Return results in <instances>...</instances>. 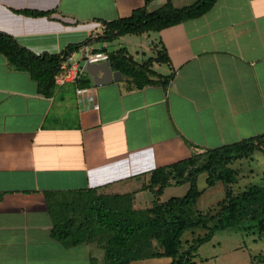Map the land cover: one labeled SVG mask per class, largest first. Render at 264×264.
<instances>
[{
	"label": "crops",
	"instance_id": "1",
	"mask_svg": "<svg viewBox=\"0 0 264 264\" xmlns=\"http://www.w3.org/2000/svg\"><path fill=\"white\" fill-rule=\"evenodd\" d=\"M167 1L0 0V31L36 53H60L99 37L107 21ZM115 40L90 46L108 53ZM127 41L136 59L166 50L170 62L153 63L156 82L131 86L123 74L96 83L79 49L45 95L0 53V264H96L92 242L66 245L52 235L60 196L133 193L134 207L144 208L155 199L153 170L264 134V0H217L200 16Z\"/></svg>",
	"mask_w": 264,
	"mask_h": 264
},
{
	"label": "trees",
	"instance_id": "2",
	"mask_svg": "<svg viewBox=\"0 0 264 264\" xmlns=\"http://www.w3.org/2000/svg\"><path fill=\"white\" fill-rule=\"evenodd\" d=\"M216 1L196 0L189 5L176 7L172 0H168L154 11L139 7L129 16L107 21L105 30L99 37L90 36L82 42L69 44L60 53H36L21 45L13 35L0 31V53L7 57L14 68L30 72L31 76L38 81L40 91L45 95H51L57 84L56 77L62 71L61 63L68 58L69 53L83 46L92 45L96 41H113L128 33L161 30L173 23L206 13ZM27 11L36 15L49 12ZM101 49L107 48L104 46ZM108 54L112 68L121 70L123 74L133 78L137 81V86L156 82L151 75L149 76L151 71L135 68L134 64L139 63L131 54H128L125 47ZM154 61L169 63L170 58L166 50L161 49L157 56L149 58L142 65H151ZM160 75L156 73V76ZM172 77L173 74L165 75L162 82L167 84ZM77 80L89 81L82 76ZM257 149L264 151V134L208 148L206 163L196 170L209 172L210 185H213L216 179L229 183L233 179L232 169H224L222 165L228 159L249 155ZM197 153L198 150L184 160L152 171L150 186L156 198L153 205L147 208L134 207L133 193L104 194L99 193L96 188L68 192L70 197L51 205V213L54 217L52 235L66 245L97 241L98 238L99 241H105L106 264H132L134 260L158 255L170 257L171 260L167 264H192V252L197 251L201 243L209 240L214 231L240 227L245 220L250 219L255 221L258 229L264 233V185L253 184L238 194H234L227 188V197L223 201L220 212L216 218L211 216L209 219L214 221L210 234L208 233L200 240L197 239L196 243L188 249H181L184 232L202 224V219L195 220L188 216L192 203L197 201L202 190L199 189L196 178H192L191 186L184 196H174L162 201L160 195L168 185L171 172L175 170L179 175H183L188 165L196 162ZM56 194L57 192H47L49 197ZM70 209L76 210L84 218L79 219L78 215H68ZM153 238L162 243V251H148L149 241Z\"/></svg>",
	"mask_w": 264,
	"mask_h": 264
},
{
	"label": "rangeland",
	"instance_id": "3",
	"mask_svg": "<svg viewBox=\"0 0 264 264\" xmlns=\"http://www.w3.org/2000/svg\"><path fill=\"white\" fill-rule=\"evenodd\" d=\"M176 1L175 4L179 6L191 4L195 0ZM128 34L129 35L125 34L126 36L124 38H118L114 42L107 43L111 49L107 51L110 50L109 52H111L119 46H123L128 50L127 40L129 36H132V34L139 35L140 33ZM101 42L102 41L97 42V45H104L102 44L103 42ZM153 51L154 50L148 52L154 54ZM128 54H131L134 60L139 63H133L135 68H143L147 71H151L149 76L152 75L156 77L158 71L153 69L154 62L151 65H142V63H145L149 58L155 57L154 55L144 56L142 54L136 59L129 50ZM129 83L131 86H137V81L131 77L129 78ZM197 154L198 157L196 158V162L189 164L183 175H179L175 170L171 172L168 185L160 195V200L162 201H166L174 196H184L191 186L192 178H196L197 185L199 189L202 190L197 201L192 203L188 216L195 220L202 219L203 221L202 224L191 227L184 232L182 236V250H186L193 246L197 239L200 240L211 232L214 221L209 219L211 216H215L216 218L217 214L220 212L223 201L227 197V188L231 189L234 194H238L253 184L257 183L264 185V151L257 149L254 153L249 155H241L234 159H228L222 166L224 169H232L231 173L233 179L230 180L229 183H225L221 179H216L213 185L208 183L209 172L207 170H196L207 161L206 158L208 153L206 149L199 150ZM68 197L70 196L62 195L58 200H66ZM153 197L156 198V194ZM73 198H77V196H73ZM132 203H134V201ZM152 205L153 202L144 208ZM68 215H78L77 217L79 219L84 218L83 215L79 214L74 209H70ZM90 242L93 243V246L98 251L96 264H106L105 241H99L98 238L97 241ZM149 245L148 251L150 252L163 250L162 243L156 238L151 239ZM192 253V264H264V233L258 229L255 221L247 219L240 227H230L214 231L211 238L201 243L197 251H193ZM169 261L170 258L168 256L158 255L153 258L136 260L132 262V264H167Z\"/></svg>",
	"mask_w": 264,
	"mask_h": 264
},
{
	"label": "water",
	"instance_id": "4",
	"mask_svg": "<svg viewBox=\"0 0 264 264\" xmlns=\"http://www.w3.org/2000/svg\"><path fill=\"white\" fill-rule=\"evenodd\" d=\"M87 48H81L80 61L83 62L86 70L94 77L96 83L110 82L112 80H122L124 75L121 70H115L111 66L110 60H102L98 62L85 61Z\"/></svg>",
	"mask_w": 264,
	"mask_h": 264
},
{
	"label": "built area",
	"instance_id": "5",
	"mask_svg": "<svg viewBox=\"0 0 264 264\" xmlns=\"http://www.w3.org/2000/svg\"><path fill=\"white\" fill-rule=\"evenodd\" d=\"M86 48H87L86 57H85L86 62H98V61L106 60L109 58V54L107 52L96 51L95 48L90 45H87ZM74 55H75V51L69 53L67 59L72 58ZM65 61L61 63V69H64L66 67ZM61 73L58 76H60Z\"/></svg>",
	"mask_w": 264,
	"mask_h": 264
}]
</instances>
